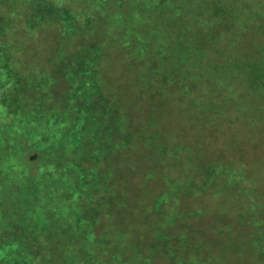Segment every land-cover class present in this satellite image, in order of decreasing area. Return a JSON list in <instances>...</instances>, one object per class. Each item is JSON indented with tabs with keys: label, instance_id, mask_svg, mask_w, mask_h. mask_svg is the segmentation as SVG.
<instances>
[{
	"label": "rangeland",
	"instance_id": "374dc122",
	"mask_svg": "<svg viewBox=\"0 0 264 264\" xmlns=\"http://www.w3.org/2000/svg\"><path fill=\"white\" fill-rule=\"evenodd\" d=\"M107 1L103 10L96 0H0V264H200L207 253L259 264L224 244L236 234L226 229L249 234L264 211V125H234L236 112L204 114L206 100L183 114L186 82L159 79L162 66L183 60L166 59L169 47L155 57L156 74L144 76L137 44L146 46L149 25L170 35L174 0L159 4L154 20L129 17L149 0L125 12L113 6L137 0ZM177 2L197 6L202 30L225 25L217 8L231 12L234 36L206 63L224 61L239 32L242 49H261L254 32L264 26V0ZM82 6L97 14L75 30ZM259 221L253 233L263 239Z\"/></svg>",
	"mask_w": 264,
	"mask_h": 264
},
{
	"label": "trees",
	"instance_id": "16d2710c",
	"mask_svg": "<svg viewBox=\"0 0 264 264\" xmlns=\"http://www.w3.org/2000/svg\"><path fill=\"white\" fill-rule=\"evenodd\" d=\"M164 1L166 0H149L147 8H141V13L137 9L136 13H131L129 17L132 19L133 17L134 19L144 18L149 20L151 17L152 20L157 19V15L160 12L158 11V6ZM107 2V0H96L93 7L97 9L103 8V10L111 8L108 7ZM145 2L144 0H137L133 5L128 4L126 8L123 7L122 4L117 3V5L113 7L115 10L125 12L128 7H144ZM170 4L172 5V8L168 9V22L171 23L170 35L164 38L160 32V26L149 25L147 35L150 36V39L147 41L146 46H144L142 40H140L138 44L135 43L140 48V51L143 52V57L146 55V70H142L143 73H146L144 76H147L149 69L152 70V73H150L151 76L156 74L154 70H157L156 66L159 62L161 63V60L155 59V57L160 56L161 52H163V48L166 49L169 47L170 52L166 56V59L172 60L173 58H182L183 60H181L182 62H179L180 60H175L172 66L169 67L162 66L166 71V77H159V79H163L167 83H176V85H180L179 82L181 80L186 82L184 88L178 90L182 98L185 96L186 99H191L188 102H184L185 111H183V114L186 112L187 117L192 116L190 113H193L194 110L191 109V106H195V109L199 108V106L196 108V103L193 102V99L206 100L205 104H200L201 112L204 114L222 116L223 113L236 112L235 117L237 119L233 121L234 125L247 123L248 126L252 128L258 125H264V43H260L262 46L258 45L261 49H257L253 52H251L248 47L242 49L239 39L243 34L239 32L234 38L235 44H231L232 46H230L232 48L230 50L224 48V51L227 53L224 56V61H210V63H206L205 60H208V57H216L218 55V50L214 49L215 51L210 53V49L215 45H219L224 38L234 36L230 34L231 24L229 21L231 20V12L226 8H217L218 11L221 9L227 14V18L224 21L225 25H223L222 28H217L215 23H207L206 28L202 30V26H205L206 22H202V20H199L197 17V20L193 21L195 17L193 16L195 15V8H197L196 5H187L184 9H181L177 0H174V4L172 2H170ZM71 8L75 9L74 6L70 5V9ZM76 9H78L79 13L78 19H81L80 14L83 15V13H87L84 17V24L80 22L74 28L75 30H83L91 17H95L97 12L90 6L77 7ZM187 9L193 10V14L185 16ZM255 15L257 19L258 15ZM243 16L244 14L240 12V10L232 11V17H234V19H242ZM106 17L109 18V15L107 14ZM182 18H186L182 21L183 23L180 21ZM248 20L249 19H247L245 22L247 24L244 26L246 30L249 28ZM180 23L181 27H179ZM250 23L251 27L253 25L252 23H255V21ZM175 26L177 30H174ZM232 29H235V26H233ZM254 34H257V36H264V26H256ZM137 35L138 38H140L143 32L137 31ZM153 53H156L157 56ZM166 62H168V60H166ZM184 64L185 66H183ZM161 65L162 63L160 66ZM193 94H199L201 96L199 98H193ZM208 97L209 99H207ZM244 115H248L250 118L248 119ZM231 118L233 117L229 119ZM224 121H226V119ZM257 206L260 207L259 209L261 210L264 204L259 202ZM261 216L264 219V211ZM261 216L259 218H261ZM259 218L257 217L256 220L251 221L253 225L252 231L249 234H247L245 230L226 229L232 230L233 233H235L234 230H236L234 240L224 244L225 250H231L228 251L227 254L231 252H238L240 255L246 253L254 258L258 255L257 261L261 259L259 264H264V258L261 257L264 256V238L262 239V235L256 234V231L253 233L254 229L261 230L262 223H260ZM244 222L243 220L240 221L241 224ZM226 230H220L222 235ZM252 236L255 239L254 241H252ZM185 241H188V239ZM6 247L7 246H5V248ZM3 248L4 247H2L0 243V256L4 255L2 253ZM220 258L216 259L215 255L212 256L207 253L200 264H227V259L224 258V255ZM212 260H214L215 263ZM21 263L22 262H20V264ZM234 264L242 263L234 262Z\"/></svg>",
	"mask_w": 264,
	"mask_h": 264
}]
</instances>
